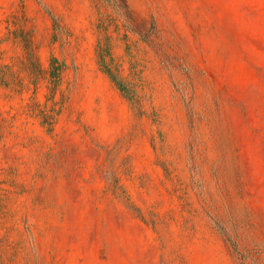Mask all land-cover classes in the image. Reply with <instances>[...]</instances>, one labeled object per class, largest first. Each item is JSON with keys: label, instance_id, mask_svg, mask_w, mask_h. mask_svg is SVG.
<instances>
[{"label": "rangeland", "instance_id": "1", "mask_svg": "<svg viewBox=\"0 0 264 264\" xmlns=\"http://www.w3.org/2000/svg\"><path fill=\"white\" fill-rule=\"evenodd\" d=\"M130 3L0 0V264H264V0Z\"/></svg>", "mask_w": 264, "mask_h": 264}, {"label": "trees", "instance_id": "2", "mask_svg": "<svg viewBox=\"0 0 264 264\" xmlns=\"http://www.w3.org/2000/svg\"><path fill=\"white\" fill-rule=\"evenodd\" d=\"M116 11V13L123 19L124 23L128 28L131 30L141 33L140 30H137L135 28V22H136V14L134 12V9L130 3V0H106ZM146 37V36H144ZM147 39V38H145ZM107 72L110 74L112 79L116 82L118 87L122 90L125 91V82L118 78L113 72L107 68Z\"/></svg>", "mask_w": 264, "mask_h": 264}]
</instances>
